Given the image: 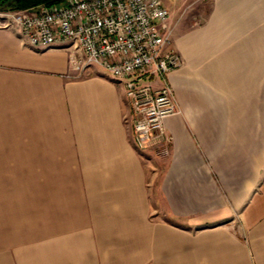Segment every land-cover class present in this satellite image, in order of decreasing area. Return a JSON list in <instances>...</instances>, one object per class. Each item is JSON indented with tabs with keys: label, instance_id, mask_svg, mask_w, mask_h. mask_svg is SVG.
<instances>
[{
	"label": "crops",
	"instance_id": "crops-1",
	"mask_svg": "<svg viewBox=\"0 0 264 264\" xmlns=\"http://www.w3.org/2000/svg\"><path fill=\"white\" fill-rule=\"evenodd\" d=\"M163 3L164 154L137 148L124 81L0 11V264H264V0Z\"/></svg>",
	"mask_w": 264,
	"mask_h": 264
},
{
	"label": "built area",
	"instance_id": "built-area-1",
	"mask_svg": "<svg viewBox=\"0 0 264 264\" xmlns=\"http://www.w3.org/2000/svg\"><path fill=\"white\" fill-rule=\"evenodd\" d=\"M3 14L33 46L72 48L76 70L96 64L124 81L137 148L168 152L165 119L180 109L167 76L183 61L163 0H61Z\"/></svg>",
	"mask_w": 264,
	"mask_h": 264
},
{
	"label": "rangeland",
	"instance_id": "rangeland-1",
	"mask_svg": "<svg viewBox=\"0 0 264 264\" xmlns=\"http://www.w3.org/2000/svg\"><path fill=\"white\" fill-rule=\"evenodd\" d=\"M90 66H92V65L87 66L86 69L89 68ZM153 82H154V84H159L158 78L156 76L153 77ZM4 170H5V180H4L5 192L13 183H17V182L21 188H24V189L26 188L27 182H28V180L26 178H22V177L19 178L18 177V178L13 179V178L9 177L10 175H12V164L5 163ZM19 170L22 171L23 169H19ZM21 174L22 173H18L17 175H21ZM26 174H27L26 172L23 173L24 176H26ZM15 197L16 196H14V198ZM17 197L19 198L20 203H22V202H26V199L28 196L19 194ZM11 198H12V196H11ZM6 201H10V195H5V202ZM30 229H31V231H30ZM30 229L28 230V226L25 223H21V240L24 238H27V236L29 234H35V232H38L37 231L38 228L32 227ZM21 249H23V248H21ZM24 249L26 250L27 248H24Z\"/></svg>",
	"mask_w": 264,
	"mask_h": 264
},
{
	"label": "trees",
	"instance_id": "trees-1",
	"mask_svg": "<svg viewBox=\"0 0 264 264\" xmlns=\"http://www.w3.org/2000/svg\"><path fill=\"white\" fill-rule=\"evenodd\" d=\"M61 0H0V11L26 9L38 4H54Z\"/></svg>",
	"mask_w": 264,
	"mask_h": 264
}]
</instances>
